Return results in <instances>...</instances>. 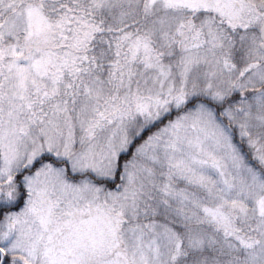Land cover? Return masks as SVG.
<instances>
[{
    "label": "snow or ice",
    "instance_id": "1",
    "mask_svg": "<svg viewBox=\"0 0 264 264\" xmlns=\"http://www.w3.org/2000/svg\"><path fill=\"white\" fill-rule=\"evenodd\" d=\"M0 264H264V0H0Z\"/></svg>",
    "mask_w": 264,
    "mask_h": 264
}]
</instances>
